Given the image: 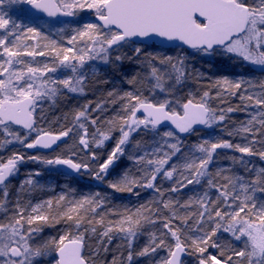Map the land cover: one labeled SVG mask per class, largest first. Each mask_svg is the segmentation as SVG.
Listing matches in <instances>:
<instances>
[{"label": "snow or ice", "instance_id": "6c2138e0", "mask_svg": "<svg viewBox=\"0 0 264 264\" xmlns=\"http://www.w3.org/2000/svg\"><path fill=\"white\" fill-rule=\"evenodd\" d=\"M0 264H264V0H0Z\"/></svg>", "mask_w": 264, "mask_h": 264}, {"label": "trees", "instance_id": "16d2710c", "mask_svg": "<svg viewBox=\"0 0 264 264\" xmlns=\"http://www.w3.org/2000/svg\"><path fill=\"white\" fill-rule=\"evenodd\" d=\"M199 66V64H198ZM208 75H218V74H221V72H227V71H230V69H225V68H218V69H209L207 67H205L203 69ZM38 167L37 165H31V166H28V168H36Z\"/></svg>", "mask_w": 264, "mask_h": 264}, {"label": "flooded vegetation", "instance_id": "af4514ba", "mask_svg": "<svg viewBox=\"0 0 264 264\" xmlns=\"http://www.w3.org/2000/svg\"><path fill=\"white\" fill-rule=\"evenodd\" d=\"M28 166H31V165H27V166H25V167H22L21 172L23 173L24 171H26L27 169H29ZM33 166H34V165H33Z\"/></svg>", "mask_w": 264, "mask_h": 264}]
</instances>
